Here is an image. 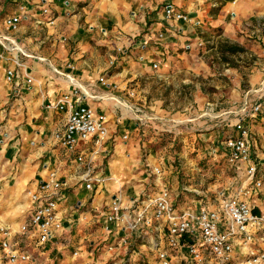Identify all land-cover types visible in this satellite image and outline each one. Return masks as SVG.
Wrapping results in <instances>:
<instances>
[{
  "label": "crops",
  "instance_id": "obj_1",
  "mask_svg": "<svg viewBox=\"0 0 264 264\" xmlns=\"http://www.w3.org/2000/svg\"><path fill=\"white\" fill-rule=\"evenodd\" d=\"M167 8L193 22L167 20ZM44 9L51 16L43 15ZM10 17L21 20L14 32L5 27ZM234 23L240 35L235 39ZM219 27L224 29L223 36L237 44L219 39V54H239V59L247 61L246 68L233 66L222 80L215 79L210 63L216 55L210 40L220 38H214ZM12 40L24 53L21 60L33 81L30 85L20 80L7 83L5 71L12 65L0 63V227L17 231L25 223L30 206L27 193L34 192L50 173L66 184L57 208L62 229L43 249L28 241L33 264H160L148 245L155 241L167 250L162 222H153L145 242L113 225L110 232L104 230L116 197L129 205L143 193L154 197L158 192L150 172L154 167L165 170V158L147 146L152 140L147 126L157 127V121L146 120L147 115L174 122L178 133L188 132L185 140L190 145L206 127L203 142H209V148L219 145L223 154L219 140L223 133L218 134L217 127L241 121L250 133L251 158L264 185V118L251 112L253 105H264V0H0V54L6 58L11 55L6 43ZM224 44L231 47L221 50ZM153 64L158 65L156 71ZM101 77L106 78V86L99 84ZM200 80L204 81L201 85ZM194 86L193 100L178 105L181 109L171 115L174 109L163 106L166 98L161 93L175 87L178 98L185 100L184 88L189 91ZM205 86L217 93L210 95ZM76 88L88 94L85 105L107 116L108 135L100 148L96 138H91L68 153L55 141L66 115L46 106ZM132 90L137 96L127 98ZM158 92L160 97L154 99ZM134 108H142L139 117L146 127L137 121ZM202 112L213 116L199 121ZM231 135L236 136L234 130L227 137ZM79 155L92 161L95 177L108 181L87 190ZM231 171L229 186L236 194L244 182L243 173L235 177ZM169 175L173 173L164 171L160 183L170 189L176 212L204 207V198L193 205L185 203L181 197L192 189L183 184L174 188L178 174ZM263 201L264 189L250 201L255 213ZM169 256L171 264H182V256Z\"/></svg>",
  "mask_w": 264,
  "mask_h": 264
},
{
  "label": "built area",
  "instance_id": "obj_2",
  "mask_svg": "<svg viewBox=\"0 0 264 264\" xmlns=\"http://www.w3.org/2000/svg\"><path fill=\"white\" fill-rule=\"evenodd\" d=\"M42 13L51 16L48 9L42 10ZM165 18L179 23L193 22L187 15L172 8L165 10ZM20 21L18 17H10L5 21V27L14 32ZM49 24L52 25L53 20ZM6 44L5 50L11 54L10 57L0 54V63L10 62L12 65L5 71L6 82L20 80L27 85L32 84L33 80L21 60L24 53L13 40ZM68 69L73 71L74 67L68 65ZM152 69L156 71L158 65L153 64ZM106 83V78L99 79L100 85L106 86ZM87 97L84 90L76 88L61 95L54 104L46 106L48 110L66 115L64 128L55 135V141L68 153L75 152L91 138H96L95 145L100 148L108 135L107 116L85 105L83 101ZM129 97H134L133 91ZM121 105L126 106V103L121 102ZM134 110L138 114L137 121L142 122L144 118L139 117L143 115L142 110ZM251 112L264 118V105H254ZM233 127L236 136L227 137L223 147L227 165L230 170H234L235 177L240 175L239 172L243 173L244 182L235 195L226 196L220 192L216 208L203 205L200 209L178 213L170 189L160 183L163 171L160 167H154L150 174L159 186L156 195L149 197L143 193L129 205L116 197L110 204L104 230L110 232L109 226L113 225L122 228L128 236H135L145 242L153 222H162L167 250L161 249L155 241L148 245L151 251L156 252L160 264H171L170 253L182 256V264H264V252L261 250L264 245V201L258 213L250 204L253 198L259 197L264 185L259 177L260 169L251 158L249 131L241 121ZM84 157L79 155L77 162L85 169L82 175L85 188L90 190L94 184L108 181L103 177H95L92 161ZM65 186L55 173H50L34 192L27 193L30 206L25 223L17 231L0 227V264H33L28 241H34L36 248L43 249L61 231L57 208ZM192 192L204 198L202 192ZM13 238L17 242H12ZM122 243L124 245L126 241ZM76 256L77 253H73V257Z\"/></svg>",
  "mask_w": 264,
  "mask_h": 264
},
{
  "label": "rangeland",
  "instance_id": "obj_3",
  "mask_svg": "<svg viewBox=\"0 0 264 264\" xmlns=\"http://www.w3.org/2000/svg\"><path fill=\"white\" fill-rule=\"evenodd\" d=\"M233 25H234L233 35L235 34L233 36V39H235V37L239 38L240 35L236 33L237 23H234ZM219 29H220L219 34H216L214 38L217 36H220V38L216 40L215 39L210 40V42H214V43H210L211 44L210 46H212V48L214 47L216 48V52H215L216 55H214V57L212 56V59H210V63H213V67L215 68V72H216L215 79L222 80L224 79L223 74H226V71L232 68L233 66L240 67L241 69L246 68L247 61L245 59H239L238 58L239 54L234 56L224 55V57H222L221 54H219V50H220V47L218 45L219 42L221 40L225 41L226 39H228L225 36H223L224 29L221 27H219ZM245 40L252 42L250 38L249 39L247 38ZM226 41L232 44V46L237 45L236 43H233L229 39ZM229 46L231 47V45L229 44L226 45L224 44L221 47V50H225ZM191 82H193L194 84V79H191ZM202 83H204V81L200 80L199 85H201ZM154 85L155 87L159 86V82H155ZM189 86H191V84ZM228 86H230V84H228ZM205 88H208L207 91L210 93V95L213 93H217L213 88H209L206 86ZM193 89L197 90L196 86H194V88L192 87L189 91L185 90L184 88V92L186 95L185 100L184 99L180 100L178 98L176 91H174L175 87L170 88L168 91H165V93L162 92L160 96L166 98V101L165 102L163 101V106L166 105L169 107V109L172 108L174 109L171 115L174 112H178L179 109H181V106L179 107L178 105H182L183 102H187V101L189 102L193 100L191 97L192 94H190L191 91H194ZM154 94H156L153 96L154 99H158L160 97L159 92ZM134 96L136 97L137 94L135 95L134 93ZM127 98H130L129 95L127 96ZM169 98H171L170 103L172 105L169 104L170 101ZM139 109L142 110V108ZM202 113L203 114L198 116L199 121H204L207 118H211L213 116V113H208V112H202ZM147 117L148 118L146 120L148 121L150 119L157 121L156 122L157 127L155 128L152 126L150 127V125H148L147 123L145 124L142 122L143 125L141 127H146L148 125L147 131L150 133L149 137L152 139L151 143L147 144V146H150L154 152L159 151L161 158L162 157L165 158V163H162L163 165L162 167L165 169L163 170V174L164 171L166 172L171 171L174 177L176 176V173L178 174L179 177L177 180L178 183L176 184V181L174 179L175 181L173 184L174 188L178 187L180 189L183 184L186 187H189L187 189L197 190L202 193L207 192L206 194L203 195L204 196L203 204L206 206H217L218 195L220 192H225L226 195H231V196L235 194V191L234 190L232 191V189L229 186L230 185L229 181L233 180V174L229 166L227 165L224 154L221 152L222 150L220 151L217 149L219 145H216L215 147L210 146L209 148V142H203L202 140L201 135H205L208 133L207 131H204L206 127L200 129V131L196 133V135H199L197 136V141L194 144L190 145V143L185 140L186 138L189 139V137H187L188 132L183 134L178 133L177 128L172 127L174 122H172L171 120H167V119L159 120L155 116H149V115H147ZM228 126L217 127L218 128L217 130H219L218 134L223 133L221 135V138L219 139L221 142L222 141L224 142L227 136L230 135L234 130L233 126L232 127L231 125ZM198 137L200 138L199 141H198L199 139ZM213 150L217 151L216 155L213 154ZM179 174H181L180 175L181 177L179 176ZM173 175H169V176H173ZM192 190L189 193L183 191L184 193L187 194L181 197V199L184 198L183 200H185V203L191 205H193V203H197L199 200L202 199L201 196H197L195 193L192 192ZM175 193L176 190L175 192L173 191V195ZM180 196L181 195L175 197V200H178Z\"/></svg>",
  "mask_w": 264,
  "mask_h": 264
}]
</instances>
